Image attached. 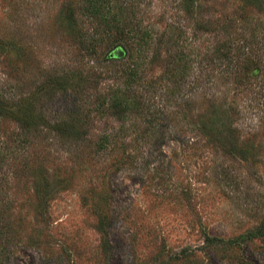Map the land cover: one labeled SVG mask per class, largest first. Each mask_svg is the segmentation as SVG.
I'll use <instances>...</instances> for the list:
<instances>
[{
  "label": "rangeland",
  "instance_id": "rangeland-1",
  "mask_svg": "<svg viewBox=\"0 0 264 264\" xmlns=\"http://www.w3.org/2000/svg\"><path fill=\"white\" fill-rule=\"evenodd\" d=\"M64 1L0 0V87L17 83L8 73L7 62L16 57L13 43L25 49L35 68L36 63L47 69L75 59L76 46L59 21ZM72 1L78 6L87 2ZM140 1L145 18L154 16L149 22L164 7L170 9L165 25L178 0ZM238 4L216 0L206 9L227 12ZM98 66L100 84L90 89L89 101L74 104L71 96L58 95L45 104L49 125L72 120L85 138L72 147L45 136L37 140L32 153L48 169L52 198L42 217L44 207L32 182H13L9 193L16 234L7 247L0 244V251L9 253L0 256V264H264V235L235 246L207 240L236 238L264 222V112L261 116L258 94L218 75V103L236 99L243 116L241 138L254 143L246 160L225 154L207 141L209 134L190 124L203 102L199 94L197 103L187 104L189 82L180 98H167L165 87L152 92L155 121L146 112L130 114L124 122L100 113L96 96L108 92L120 72ZM159 72L157 66L151 73ZM31 78L24 80L28 87ZM6 123L8 130L14 127ZM112 131H121V143L98 150L100 136Z\"/></svg>",
  "mask_w": 264,
  "mask_h": 264
},
{
  "label": "trees",
  "instance_id": "trees-1",
  "mask_svg": "<svg viewBox=\"0 0 264 264\" xmlns=\"http://www.w3.org/2000/svg\"><path fill=\"white\" fill-rule=\"evenodd\" d=\"M237 1L239 4L226 12L206 9L216 0H178L171 6L170 20L161 25L170 9L164 7L156 20L149 22L154 16L145 18L147 10L141 8L140 0H87L81 6L65 0L59 10V21L63 31L69 32L71 44L76 46L71 63L47 69L36 63L35 68L25 49L13 43L16 57L7 63L8 73L17 83L0 87V244L7 247L16 234L13 198L9 193L13 182H32L37 202L44 207L39 211L42 217L52 198L48 169L32 153L37 140L45 136L72 147L85 138L72 120L49 125L45 104L58 95L71 96L74 104L89 101L90 89L100 84V64L107 67L106 71L114 68L120 72L108 92L97 93L96 108H100V113L110 112L124 122L130 114L146 112L155 121L158 118L152 106L156 94L152 92L165 87L167 98H180L189 82L187 104L197 103L194 97L199 94L203 102L197 113L189 108L193 112L190 124L209 134L207 141L225 154L247 160L254 143L241 138L238 122L243 116L239 103L236 99L218 103L216 82L218 75L227 76L233 78L236 87L258 94L254 97L258 98L263 116L264 0ZM157 66L161 70L158 76L151 73ZM18 70L21 73L17 77ZM28 76L32 77L29 87L24 82ZM6 121L13 122L14 127L8 130ZM120 132L101 135L98 150L115 149L121 143ZM99 230L108 244L103 221ZM262 235L264 222L256 230L236 238L209 236L207 240L210 244L235 246L248 237ZM0 253L2 258H8L6 250Z\"/></svg>",
  "mask_w": 264,
  "mask_h": 264
}]
</instances>
